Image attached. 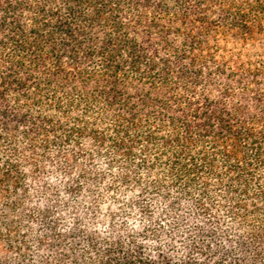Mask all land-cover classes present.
Masks as SVG:
<instances>
[{"label":"trees","instance_id":"1","mask_svg":"<svg viewBox=\"0 0 264 264\" xmlns=\"http://www.w3.org/2000/svg\"><path fill=\"white\" fill-rule=\"evenodd\" d=\"M0 264H264V0H0Z\"/></svg>","mask_w":264,"mask_h":264}]
</instances>
